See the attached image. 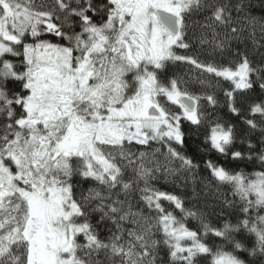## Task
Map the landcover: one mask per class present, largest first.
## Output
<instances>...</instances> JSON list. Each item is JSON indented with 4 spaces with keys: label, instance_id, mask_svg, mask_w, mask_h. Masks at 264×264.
I'll use <instances>...</instances> for the list:
<instances>
[{
    "label": "snow or ice",
    "instance_id": "obj_1",
    "mask_svg": "<svg viewBox=\"0 0 264 264\" xmlns=\"http://www.w3.org/2000/svg\"><path fill=\"white\" fill-rule=\"evenodd\" d=\"M0 264H264V0H0Z\"/></svg>",
    "mask_w": 264,
    "mask_h": 264
},
{
    "label": "trees",
    "instance_id": "obj_2",
    "mask_svg": "<svg viewBox=\"0 0 264 264\" xmlns=\"http://www.w3.org/2000/svg\"><path fill=\"white\" fill-rule=\"evenodd\" d=\"M257 7H258V6H257ZM192 226H195V225H194V223H193V225H192Z\"/></svg>",
    "mask_w": 264,
    "mask_h": 264
}]
</instances>
